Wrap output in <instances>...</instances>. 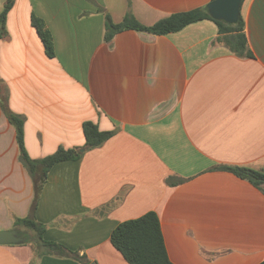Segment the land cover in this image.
I'll return each mask as SVG.
<instances>
[{"label": "crops", "instance_id": "0c3cea01", "mask_svg": "<svg viewBox=\"0 0 264 264\" xmlns=\"http://www.w3.org/2000/svg\"><path fill=\"white\" fill-rule=\"evenodd\" d=\"M8 0H0V15ZM212 0H14L0 39V94L25 119L33 158L84 149L83 122L116 130L48 174L36 208L48 241L0 244V264H130L116 226L155 211L175 264H264V190L219 165L264 171V0H243L252 57L214 44L203 19L163 35L122 30L106 14L146 25ZM33 17L53 37L48 55ZM33 179L0 102V230L28 216ZM22 235V234H21Z\"/></svg>", "mask_w": 264, "mask_h": 264}, {"label": "trees", "instance_id": "16d2710c", "mask_svg": "<svg viewBox=\"0 0 264 264\" xmlns=\"http://www.w3.org/2000/svg\"><path fill=\"white\" fill-rule=\"evenodd\" d=\"M13 3L14 0H8L1 12L0 39L6 32V21ZM203 19L213 20L218 25L219 35L214 44L222 43L234 54L241 57L253 56L245 33V22L241 13L236 22L229 23L212 17L206 6L169 14L151 25L141 23L132 15H126L120 23H115L107 13L104 40L110 41L116 33L126 29H134L155 35L168 34L180 31L187 25ZM33 24L44 42L48 55L53 56L54 44L51 31L46 26V23L38 17H33ZM0 102L9 120L16 128L20 160L29 171L35 187V198L30 214L24 217L15 216L14 226L19 229H26L28 233L33 235L31 239L35 243L45 247V250L41 254L74 255L75 252L65 245L48 241L44 238L43 234L46 230V225L40 222L35 214L39 196L47 182L48 174L55 164L62 161L79 159L83 153L82 151L100 147L114 135L116 130H101L95 122L91 120L84 121L83 130L86 137L84 149L60 146L51 154L40 158H33L26 148L24 117L10 109L6 95L0 94ZM217 168L231 171L238 177L248 180L264 190V171L238 165H219ZM28 241L26 240L25 242ZM111 241L130 264H175L169 257L161 221L155 211H149L138 218L119 223L111 234ZM81 258L85 260V264L90 263V260L85 256Z\"/></svg>", "mask_w": 264, "mask_h": 264}, {"label": "water", "instance_id": "95a60500", "mask_svg": "<svg viewBox=\"0 0 264 264\" xmlns=\"http://www.w3.org/2000/svg\"><path fill=\"white\" fill-rule=\"evenodd\" d=\"M242 2L243 0H212L206 7L212 17L234 23L239 19ZM24 241L25 238L18 229L0 230V244H16Z\"/></svg>", "mask_w": 264, "mask_h": 264}, {"label": "rangeland", "instance_id": "374dc122", "mask_svg": "<svg viewBox=\"0 0 264 264\" xmlns=\"http://www.w3.org/2000/svg\"><path fill=\"white\" fill-rule=\"evenodd\" d=\"M20 230H21L22 236H24V238H25V241L29 240L28 242H25V244L30 245L31 247H33V244L35 243L33 241V239H31V238H33V235L31 233H28L27 230L24 229V228H20Z\"/></svg>", "mask_w": 264, "mask_h": 264}]
</instances>
